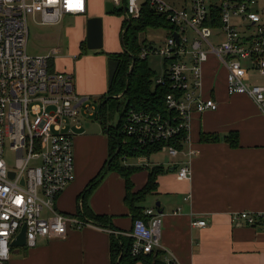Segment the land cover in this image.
Here are the masks:
<instances>
[{"label": "built area", "instance_id": "2783aa9c", "mask_svg": "<svg viewBox=\"0 0 264 264\" xmlns=\"http://www.w3.org/2000/svg\"><path fill=\"white\" fill-rule=\"evenodd\" d=\"M105 1L122 5V0ZM145 2L171 25L159 46L146 45L140 52L142 58H161L153 84L170 89L167 112L129 109L123 131L137 146L163 143L162 151L172 157L186 148L191 158L197 152L190 148L194 113L218 108L203 93L204 64L211 56L227 70L228 93L247 95L264 112V86L253 80L264 75V6L259 0H127L124 20L139 18ZM87 10L88 0H0V264L10 259L11 243L24 224L27 247L41 237L63 238L70 227L94 224L78 213L60 212L56 200L75 178L74 137L81 115L93 114L96 106L77 93L73 74L53 68V56L27 50L30 17L39 13L38 22L51 25ZM7 141L16 152L14 167L5 160ZM137 158L149 165L148 156ZM177 173L190 179L189 162ZM143 214L130 232L133 256L162 247L161 214L154 207ZM232 220L264 230V212L242 210ZM192 224L204 227L207 221Z\"/></svg>", "mask_w": 264, "mask_h": 264}, {"label": "crops", "instance_id": "0c3cea01", "mask_svg": "<svg viewBox=\"0 0 264 264\" xmlns=\"http://www.w3.org/2000/svg\"><path fill=\"white\" fill-rule=\"evenodd\" d=\"M106 3L88 0L87 13L75 16L80 25L68 55L76 58L72 67H57L52 57L53 68L73 74L77 93L90 97V102L93 97L107 95L108 54L123 50L122 24L118 46L107 35L112 13L106 12ZM93 16L103 18L104 45L90 51L82 43L86 41L87 19ZM226 74V68L214 56L204 64L203 93L214 98L218 108L193 115L190 148L197 152L191 158L186 148L178 157L169 155L173 160L161 164L164 171L157 177L156 190L137 203L142 209L154 207L161 214L163 264H264V230L232 220V214L242 210L264 212V112L247 95L229 94ZM253 80L264 86V75ZM98 112L96 107L93 114L81 115V127L74 137L75 178L57 197L60 212L78 213L80 192L109 157V137ZM92 118L95 122L88 121ZM232 131L238 133L237 146L225 140ZM202 133L220 139L205 141ZM152 155L147 158L149 165L137 157L132 158L135 161L126 160L127 165L140 167L131 175L133 192L147 184L150 167L160 165L151 161ZM187 162L192 171L190 179L177 173ZM125 195V179L109 171L87 204L95 214L109 216L114 231L96 224L70 227L63 238L41 237L34 247L13 248L6 264H111V235L123 236L127 242L131 238L134 217ZM200 219L207 225L192 224ZM135 264L145 263L139 260Z\"/></svg>", "mask_w": 264, "mask_h": 264}, {"label": "trees", "instance_id": "16d2710c", "mask_svg": "<svg viewBox=\"0 0 264 264\" xmlns=\"http://www.w3.org/2000/svg\"><path fill=\"white\" fill-rule=\"evenodd\" d=\"M126 2L127 0H122V5L116 7L113 13L124 14ZM149 27H165L170 29L171 25L164 15L157 13L148 5V2H145L139 18L123 20L122 28L124 31L122 30L121 32L123 50L108 54L110 59L120 61L114 81L112 84H109L107 95L101 98L98 112V118H100V122L109 137V157L99 173L89 181L79 194V216L85 220L92 221L96 225L107 227L112 231L116 228L111 223V218L105 214H95L87 204L88 198L105 175L109 171H116L125 179V201L133 212L135 219L137 217H144V209L137 205V203L144 201L149 193L156 190L157 177L164 171V166L161 164L151 166L147 184L141 190L133 192L131 175L140 167L125 164L129 158L141 155L149 157L154 153L162 151L163 146V143L150 144L144 147L137 146L135 145V141L123 131L124 116L129 109L167 112L165 96L170 92V89L161 86H155L152 89L156 72L149 66L148 58L140 56L142 48L147 44L145 40L140 39L139 34ZM82 47L87 49L85 40L82 43ZM115 97H125L127 104L121 113L118 124L112 125L109 124L106 103ZM104 100H106L105 103H103ZM201 139L216 141L220 138L215 134L202 133ZM225 140L232 146H237L239 144L238 133L234 131L230 132L225 137ZM172 143L177 145L179 149L185 147L182 141L177 142V140H173ZM80 203H82L81 207ZM111 238V264H135L139 260H142L145 264H163L160 259L161 250L152 251L146 255L133 256L131 253L132 237L128 242L123 236L116 237L112 234Z\"/></svg>", "mask_w": 264, "mask_h": 264}, {"label": "rangeland", "instance_id": "374dc122", "mask_svg": "<svg viewBox=\"0 0 264 264\" xmlns=\"http://www.w3.org/2000/svg\"><path fill=\"white\" fill-rule=\"evenodd\" d=\"M173 1V0H169ZM259 3L264 6V0H259ZM120 7V6H118ZM108 22V37L110 41L118 46L120 39V26L124 20V14L121 13H112ZM40 19L39 13L36 15L35 19L30 17L29 19V40L27 45L28 53L37 55V54H48L54 56L57 67L68 65H73V61L76 58L68 57L73 48L72 43L77 32V28L80 25L75 16L65 15L62 20L56 24L45 25L40 24L38 20ZM116 30V33H115ZM115 33V35H113ZM168 30L165 27H149L145 31L140 32L139 37L142 40H145L147 45H152L153 47L159 46L167 37ZM57 48L59 50L58 54L53 53V49ZM90 50V49H88ZM92 51V50H90ZM102 52V51H99ZM106 52V50H105ZM110 59V58H109ZM149 66L156 74L160 73L162 70L161 58L158 55L151 54L148 56ZM155 85H152L154 89ZM100 96L92 98V104L96 107L100 106ZM127 100L125 97H115L110 99L106 103V108L108 109V118L112 125H117L121 113L125 109ZM83 114V113H82ZM87 119V118H86ZM94 121L95 119H88V121ZM171 156V155H170ZM131 161H135L130 158ZM5 160L9 167H14L16 164V152L10 148V143L7 141L5 149ZM173 159L169 157V154L166 151H159L152 155L151 161L158 164H165Z\"/></svg>", "mask_w": 264, "mask_h": 264}, {"label": "water", "instance_id": "95a60500", "mask_svg": "<svg viewBox=\"0 0 264 264\" xmlns=\"http://www.w3.org/2000/svg\"><path fill=\"white\" fill-rule=\"evenodd\" d=\"M106 12L113 13L115 11L114 4L112 2L106 3ZM124 10L126 11V5H124ZM177 37V33L174 34ZM104 45V33H103V18L100 16L89 17L86 22V46L91 50H99L103 48ZM134 58V57H133ZM120 61L117 59H109V84H112L118 70ZM106 100L103 101L105 103ZM14 174L11 173V176ZM26 225L24 224L12 241V248H21L27 246L26 238Z\"/></svg>", "mask_w": 264, "mask_h": 264}]
</instances>
